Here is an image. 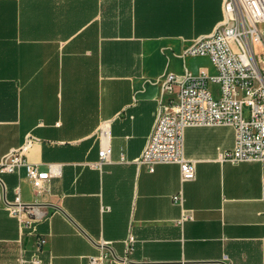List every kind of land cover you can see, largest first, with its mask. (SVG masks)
<instances>
[{
  "label": "crops",
  "instance_id": "crops-1",
  "mask_svg": "<svg viewBox=\"0 0 264 264\" xmlns=\"http://www.w3.org/2000/svg\"><path fill=\"white\" fill-rule=\"evenodd\" d=\"M222 19V0H0V163L30 135L27 161L60 169L43 192L23 170L0 174L9 201L18 191L43 214L25 228L0 202V264H263L264 167L220 161L233 128L186 129L193 181L134 162L173 104L163 79L216 73L186 53ZM101 129L112 154L93 169ZM180 192L194 215L183 224Z\"/></svg>",
  "mask_w": 264,
  "mask_h": 264
},
{
  "label": "built area",
  "instance_id": "built-area-1",
  "mask_svg": "<svg viewBox=\"0 0 264 264\" xmlns=\"http://www.w3.org/2000/svg\"><path fill=\"white\" fill-rule=\"evenodd\" d=\"M222 7V22L210 35L197 39L186 53L209 57L216 73L201 71L198 75L187 74L183 79L170 74L163 79V91L175 95L173 104L169 112L158 109L153 130L134 161L147 167L150 173L160 164H178L182 182L195 179V164L184 154L185 131L191 127L233 128L235 145L220 154V161L260 162L264 167V0H222ZM99 140V159L89 163L93 169H101L111 159L112 149L105 129H101ZM36 141L28 135L21 147L11 150L0 163V174L23 170L33 188L43 192L51 179L60 175V169L57 164L49 163L43 170L27 161L26 154ZM3 188L0 178V202L22 227L32 228L35 221L43 218L36 207L22 203L18 191L14 200L9 201L3 195ZM261 198L264 200V187ZM172 200L182 207L177 223L194 219L193 213L183 208L182 192ZM44 243V239L37 241L38 246ZM134 243L131 235L127 255L133 252ZM107 257H89L88 264H104ZM31 263L42 261L35 256Z\"/></svg>",
  "mask_w": 264,
  "mask_h": 264
},
{
  "label": "rangeland",
  "instance_id": "rangeland-1",
  "mask_svg": "<svg viewBox=\"0 0 264 264\" xmlns=\"http://www.w3.org/2000/svg\"><path fill=\"white\" fill-rule=\"evenodd\" d=\"M262 28H263V32H264V26H262ZM247 116V115H246Z\"/></svg>",
  "mask_w": 264,
  "mask_h": 264
}]
</instances>
